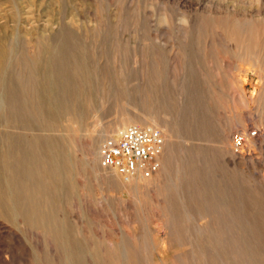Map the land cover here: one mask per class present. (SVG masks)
<instances>
[{"label":"rangeland","instance_id":"obj_1","mask_svg":"<svg viewBox=\"0 0 264 264\" xmlns=\"http://www.w3.org/2000/svg\"><path fill=\"white\" fill-rule=\"evenodd\" d=\"M1 36L0 264H107L128 245L138 264L195 250L222 264L203 212L221 205L264 264V0H0ZM135 111L177 136L172 179L161 158L139 192L85 154ZM25 195L58 235L26 221Z\"/></svg>","mask_w":264,"mask_h":264},{"label":"bare ground","instance_id":"obj_2","mask_svg":"<svg viewBox=\"0 0 264 264\" xmlns=\"http://www.w3.org/2000/svg\"><path fill=\"white\" fill-rule=\"evenodd\" d=\"M4 42H6V41L5 40L3 41V38L1 36V38H0V80L2 79L1 76H2V73H4V69H5V68H3V66L6 63H8L7 61L9 60L8 58H9V55H10L8 53V47L6 48V45L4 44ZM1 98H2V100H1ZM3 98H4L3 93L0 92V110H2L3 107H4V99ZM48 120H47V124H48L47 128H50L49 125H51V123H50L51 120L50 121H48ZM44 124H46V123H44ZM127 125H130V126L131 125H139V126H142V127H157L159 129L160 128L161 129L165 128L162 131H163L164 134L166 133L165 135L167 137V147H166V150H165V152H164V154L162 155L161 158L163 159V164H164L163 169L166 171V173L172 179V174H170V165L172 167V164L175 161V153H174L173 148H172L171 145H173V143L175 141V137H177V136L173 133V131H171V129H169V126L168 125H163L162 126L159 123L158 118L153 117L152 115H147L146 113H140L139 111H135L133 113V116H129L128 114L124 115L122 117V119L117 123L114 132H119L122 129H125V127ZM110 132H112V131H110ZM107 136H108V134H104L101 137L99 136L100 138L96 142H92L91 141V142H87L85 144L86 160L90 164V166H92V168L95 169V170L97 169L96 167L98 166V160L100 159V152H99L100 140L102 138L107 137ZM33 153H35V152H33ZM188 156L190 157L191 161H194L196 163H200L201 162L200 154H194L193 155V154L190 153ZM46 169H47V171H49L48 166H47ZM102 173H100L101 174L100 177L102 176L101 177L102 179H105L106 177L110 178V176H108V175L105 176L106 174H102ZM179 173H181L180 169L177 170V178H179V176H178ZM111 174H113V176L115 177V178L113 177L114 180H113V182H111V183H114L115 186H117L118 188H122V189H124V188L133 189L134 188L138 192L141 189H145L146 187H148L150 182H151V180H152V178L157 175V174H155L154 176H152L151 178H148V179L136 178V179H133L132 181H130L129 183H122L121 182V184H120V183H118V179H116V178L119 177L118 174L114 173L113 171L111 172ZM193 174H194V172H193ZM190 175H192V174H190ZM179 180H180V178H179ZM152 182L155 184L154 181H152ZM44 186L46 187V185L45 184L43 185L42 182L37 184V188H38V190H37L38 192L37 193L39 195H41L40 193L42 192V189L45 188ZM53 187H54V184H53ZM44 190L46 192V189H44ZM49 194H51V193H49ZM49 194H47V195H49ZM2 197L3 196L0 193V216H1L2 213L5 214L6 210H7L6 205L3 203V198ZM30 197H27L25 195V197L22 199L23 200L22 204L24 205V207H26V214H27L26 221H28V222L30 221L32 223V225L33 224H37L44 231L49 232V234L51 233L50 235H52V234L54 236L58 235V231L55 230V228H54V223L55 222L52 221L53 219H51V220L47 219L46 216L42 212H40L38 210H31L30 211L29 206H31V205L35 206L36 205L35 201L32 199V197L31 198ZM38 198H40V197L38 196ZM37 199L35 198V200H37ZM37 204H38V207H40L41 204L40 203H37ZM209 210H210L209 213H206L205 209H203V212H204V214H206L209 217L210 223L211 222H216V226H214V224H212L211 226L209 225V227H206L205 230L209 233V236L211 235L212 239H214L216 241V244H217V249H216L217 253L216 254L219 255L221 263L222 264H230L229 258L233 255L232 257L234 259L233 260L234 264H255L256 262L254 263L252 261V259H250L248 257V253L246 251V248L243 247V244L241 243V242H244V239H243L244 237H242V233H241V230H240V225L233 223V220H232V217H231V209L229 207L225 206V205H221V207L218 208V209H216L215 207H209ZM178 227H179V225H178L177 219L174 218L172 220V228H171L172 235H177V236L180 235V230H179ZM180 248H182V246ZM134 249H135L134 245H133V247H130V245L123 246V249L118 253L119 260H118V258L116 259V256H117L116 252H114V254H113V252H112V254H110L108 252L109 253V258H107V260L109 262L107 264H109V263H113V264H138L137 263L136 250L134 251ZM113 251H115V250H113ZM193 252L198 253L197 256H194V257L191 256V257L195 258V263L196 264H213L214 263V262L206 261V259L204 257L206 254L200 253L199 250H195ZM193 258L189 259V256L183 253V254H181L179 260L174 259L171 264H194L193 263ZM104 260H105V257H104ZM105 263H106V261H105ZM149 264H170V263H169L168 260L162 259L160 262H151Z\"/></svg>","mask_w":264,"mask_h":264},{"label":"built area","instance_id":"obj_3","mask_svg":"<svg viewBox=\"0 0 264 264\" xmlns=\"http://www.w3.org/2000/svg\"><path fill=\"white\" fill-rule=\"evenodd\" d=\"M257 136V130L236 134L233 138L234 149L240 152L249 139ZM165 150L166 140L161 129L131 125L104 142L100 150L101 166L114 171L126 181L148 179L161 169V157Z\"/></svg>","mask_w":264,"mask_h":264}]
</instances>
